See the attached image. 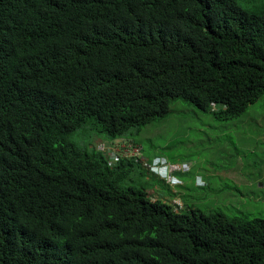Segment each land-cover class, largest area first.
<instances>
[{"label": "trees", "instance_id": "trees-1", "mask_svg": "<svg viewBox=\"0 0 264 264\" xmlns=\"http://www.w3.org/2000/svg\"><path fill=\"white\" fill-rule=\"evenodd\" d=\"M263 96L264 8L0 0V264H264V216L176 211L149 195L159 175L74 139L137 136L179 99L231 121Z\"/></svg>", "mask_w": 264, "mask_h": 264}, {"label": "rangeland", "instance_id": "rangeland-1", "mask_svg": "<svg viewBox=\"0 0 264 264\" xmlns=\"http://www.w3.org/2000/svg\"><path fill=\"white\" fill-rule=\"evenodd\" d=\"M239 1L252 10L264 8V0ZM74 139L90 147L103 140L81 129ZM128 139L142 145L147 157L165 156L190 166L176 172L178 184L161 178L165 187H150L152 198L173 204L176 211L222 209L230 215L264 216V96L231 121L179 99L168 115Z\"/></svg>", "mask_w": 264, "mask_h": 264}, {"label": "built area", "instance_id": "built-area-1", "mask_svg": "<svg viewBox=\"0 0 264 264\" xmlns=\"http://www.w3.org/2000/svg\"><path fill=\"white\" fill-rule=\"evenodd\" d=\"M97 149L102 151L111 165L116 164L120 158L134 159L146 169L164 178L167 182L178 184L180 180L176 172L189 170L188 163L169 162L165 156L147 157L142 145L132 142L128 137H121L110 141H100Z\"/></svg>", "mask_w": 264, "mask_h": 264}]
</instances>
